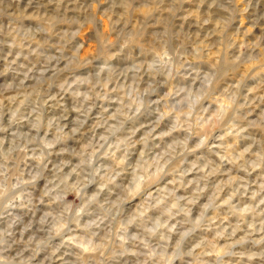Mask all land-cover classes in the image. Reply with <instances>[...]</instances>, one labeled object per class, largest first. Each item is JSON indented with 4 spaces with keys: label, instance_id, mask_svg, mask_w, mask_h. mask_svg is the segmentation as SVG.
Instances as JSON below:
<instances>
[{
    "label": "clouds",
    "instance_id": "clouds-1",
    "mask_svg": "<svg viewBox=\"0 0 264 264\" xmlns=\"http://www.w3.org/2000/svg\"><path fill=\"white\" fill-rule=\"evenodd\" d=\"M0 264H264V0H0Z\"/></svg>",
    "mask_w": 264,
    "mask_h": 264
},
{
    "label": "rangeland",
    "instance_id": "rangeland-1",
    "mask_svg": "<svg viewBox=\"0 0 264 264\" xmlns=\"http://www.w3.org/2000/svg\"><path fill=\"white\" fill-rule=\"evenodd\" d=\"M106 26V25H105ZM86 54H87V51H86Z\"/></svg>",
    "mask_w": 264,
    "mask_h": 264
}]
</instances>
